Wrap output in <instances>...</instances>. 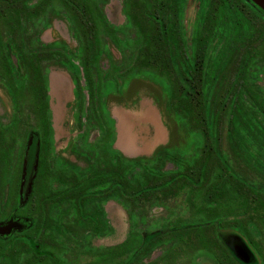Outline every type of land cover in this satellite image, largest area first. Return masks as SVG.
Instances as JSON below:
<instances>
[{
    "label": "flooded vegetation",
    "instance_id": "flooded-vegetation-1",
    "mask_svg": "<svg viewBox=\"0 0 264 264\" xmlns=\"http://www.w3.org/2000/svg\"><path fill=\"white\" fill-rule=\"evenodd\" d=\"M0 264H264V10L0 0Z\"/></svg>",
    "mask_w": 264,
    "mask_h": 264
},
{
    "label": "water",
    "instance_id": "water-1",
    "mask_svg": "<svg viewBox=\"0 0 264 264\" xmlns=\"http://www.w3.org/2000/svg\"><path fill=\"white\" fill-rule=\"evenodd\" d=\"M252 1L264 10V0H252Z\"/></svg>",
    "mask_w": 264,
    "mask_h": 264
}]
</instances>
